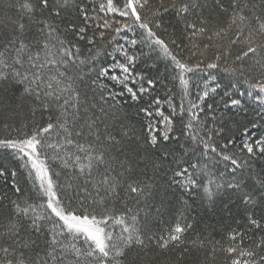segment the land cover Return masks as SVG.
I'll list each match as a JSON object with an SVG mask.
<instances>
[{"label": "snow or ice", "instance_id": "snow-or-ice-1", "mask_svg": "<svg viewBox=\"0 0 264 264\" xmlns=\"http://www.w3.org/2000/svg\"><path fill=\"white\" fill-rule=\"evenodd\" d=\"M0 264H264V0H0Z\"/></svg>", "mask_w": 264, "mask_h": 264}, {"label": "trees", "instance_id": "trees-1", "mask_svg": "<svg viewBox=\"0 0 264 264\" xmlns=\"http://www.w3.org/2000/svg\"><path fill=\"white\" fill-rule=\"evenodd\" d=\"M161 73H163V68L161 67ZM221 75H223V73H221ZM170 87V85H169ZM159 95L161 96H164L165 95V90L163 88L159 89V92H158ZM177 103H179V99L177 98ZM165 109H166V106H165Z\"/></svg>", "mask_w": 264, "mask_h": 264}]
</instances>
